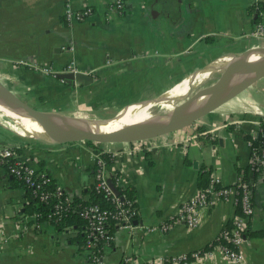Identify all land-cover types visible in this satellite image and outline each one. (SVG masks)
<instances>
[{
    "label": "crops",
    "instance_id": "obj_1",
    "mask_svg": "<svg viewBox=\"0 0 264 264\" xmlns=\"http://www.w3.org/2000/svg\"><path fill=\"white\" fill-rule=\"evenodd\" d=\"M255 1L125 0L120 12L110 7L113 0H0V81L49 111L118 110L159 96L216 58L264 41L254 34L258 25L247 13ZM67 5L78 12L89 6L92 13L65 22ZM71 60L90 81L68 84L30 68L31 63L48 64L60 71ZM261 79L198 118L193 127L140 141L139 146L136 141L101 144L114 156L106 173L118 172L123 185L134 188L138 208L132 230L113 231L110 245L102 250L104 264H121L127 257V264H146L157 256L200 249L204 253L186 264H264V179L259 176L254 179V211L239 247L243 259L230 262L215 246L218 232L231 227L239 212L234 186L248 170L247 141L264 122ZM150 88L154 93L144 95ZM22 136L0 116V146L19 148L18 160L45 170L64 193L87 197L83 192L95 176L94 153L85 141L47 146ZM202 169L230 192L199 207V225L188 228L172 219L180 204L200 189ZM5 172L0 165V264H87L82 249L69 240L74 230L57 231L47 221L36 222L33 214H21L24 191L10 188ZM163 221L171 222L167 229L160 227Z\"/></svg>",
    "mask_w": 264,
    "mask_h": 264
},
{
    "label": "built area",
    "instance_id": "obj_2",
    "mask_svg": "<svg viewBox=\"0 0 264 264\" xmlns=\"http://www.w3.org/2000/svg\"><path fill=\"white\" fill-rule=\"evenodd\" d=\"M125 5V0H113L110 5L111 8L117 10L123 9ZM92 10L89 6H84L82 10L74 11L69 5L65 7L64 10V20L65 22H71L72 20H82L91 15ZM264 25L258 24L254 34L256 36L263 37ZM21 64H26V62H20ZM28 65V64H27ZM30 68L34 71L43 73L45 75H50L56 77L58 72H77L80 71L74 60L69 61L60 71H55L48 64H37L31 63ZM257 140L255 141V139ZM137 142V143H136ZM134 142L139 146L140 141ZM143 142V141H141ZM247 145L249 147V163L248 172L250 176L246 179L239 178L235 184V205L239 208V212L232 219L231 227L222 228L216 238L215 246L218 247L222 255L230 262L236 263L243 259V255L239 250L240 245L245 239V230L247 228V220L250 218L254 211V205L252 200L253 188L255 185V180L252 179V174L259 176L264 179V126L260 128L256 135H252L248 141ZM15 152L12 147L0 146V162L3 159L7 160L9 157H15ZM94 165L95 169V181L94 186L96 190H101L105 195L109 196L114 204V210L103 208L99 204L93 203L84 206L79 210V215L85 221V234H84V244L82 245V252L84 253L87 264H104L102 262V250L104 247L110 245L113 238V233H109L107 227L109 226L110 220H114L116 224L115 229H126L132 230L133 228V215L135 211L130 208L126 203L121 202V198L114 194L110 189L106 181V172L102 160L94 155ZM9 172L15 174L18 177H22L24 182L33 188H39L41 182L47 180V175L45 171H36V169L15 160L14 164L8 166ZM37 178V181L33 179ZM118 184L123 185L121 177H117ZM220 180L217 176H210L207 186L204 189H199L195 196L183 201L179 206L178 215L172 219L175 222H181L185 224L188 228H194L199 225L200 219L197 213L199 207L210 206L215 200L224 199L229 195L230 188L220 185ZM58 194H63V190L60 186L56 187ZM47 194L41 193V198H47ZM63 202L54 203V211L48 216L54 218L53 214L66 208L65 203L71 200V196L65 194ZM262 210L264 217V192L262 198ZM33 218L36 219L37 214L34 213ZM171 222L163 221L160 225L162 229H167ZM6 242V238H2ZM204 251L202 249L196 250L189 255L178 254L171 257L157 256L152 260H149L146 264H164L165 262H174L179 264H186L190 258L196 259ZM129 257L124 258L121 264H127Z\"/></svg>",
    "mask_w": 264,
    "mask_h": 264
},
{
    "label": "water",
    "instance_id": "obj_3",
    "mask_svg": "<svg viewBox=\"0 0 264 264\" xmlns=\"http://www.w3.org/2000/svg\"><path fill=\"white\" fill-rule=\"evenodd\" d=\"M257 54L259 58L264 54V44H255L234 56H228L227 64L216 78L199 87L196 92L186 99L188 102L198 95L203 100L191 108L179 110V108L170 113L169 116L158 120L157 122L146 123L142 126H131L120 129H106L102 125V121L111 119L116 116L117 112L111 117L90 118L95 121V125L76 124L70 129H58L54 126L53 120L49 114L57 113L63 117L70 115L60 111H42L38 110L27 102L21 100L12 91H10L0 81V105L12 111L22 121L34 125L38 128L35 135H28L33 140L47 145L54 146L60 144L73 143L78 141H92L98 144L107 143H131L134 141H144L155 138L182 128H185L195 122L201 116L216 109L227 100L236 96L252 83L264 77V61L253 65L252 69L241 72L230 83L226 84L230 79V66L246 61L250 54ZM216 75V74H214ZM56 77L68 84L90 81L89 74L83 71L77 72H58ZM212 77V76H211ZM154 105V104H153ZM155 106V105H154ZM150 112H156L154 107ZM87 118V117H86ZM106 181L110 189L117 194L109 173H106ZM137 223L136 220L133 222Z\"/></svg>",
    "mask_w": 264,
    "mask_h": 264
},
{
    "label": "trees",
    "instance_id": "obj_4",
    "mask_svg": "<svg viewBox=\"0 0 264 264\" xmlns=\"http://www.w3.org/2000/svg\"><path fill=\"white\" fill-rule=\"evenodd\" d=\"M124 9V7H123ZM123 9L119 10L120 12ZM264 12V1L257 0L252 3L250 6L247 7V13L251 16V22L254 25H258L261 21V13ZM211 40L210 37L206 38V42ZM262 127L264 126V122L261 123ZM257 138L255 139V141ZM86 144L92 149L94 155H97L102 162L104 163L105 168L110 166L114 162L113 153L110 151L103 150L101 144L92 142V141H85ZM18 149L16 146H12V150L15 152V157H9L7 160L3 159V162H0V165L5 168L7 181L10 188H19L22 189L23 192V204L22 208L20 209L21 214L23 215H31L36 213L37 217L35 219L36 222H49L50 224L54 225V228L57 231H62L66 229L74 230L75 236L69 238L71 243H74L78 246V250L82 249V245L84 244V234H85V221L79 215V210L84 206L96 203L99 204L103 208H108L114 210V204L111 198L105 195L101 190H96L94 183L88 186L83 192V194H87V197L84 198L82 195H73L71 196V200L65 203L64 209L57 212V214H53L54 218L49 217V214H52L54 211V203L56 202H63L64 195L58 194L57 192V185L55 184L54 180L50 175L43 169H37L36 171H45L47 175V180L41 182L39 188H33L29 186L27 183L24 182L22 177H18L15 174H11L9 172L8 166L10 164H14V161H18L17 153ZM96 166L93 167V174H95ZM247 171H244L243 178H248ZM119 173L114 171L111 172L109 177L110 180L117 191V194L121 198L122 203H126L130 206L131 209L135 211L133 215V220H136L138 217V208L136 202V193L134 188L131 185L122 186L118 184L117 177ZM210 172L209 170L202 169L198 176V183L200 189H204L209 181ZM252 179L254 180L256 175L252 174ZM35 181H37L36 177H33ZM41 193L47 194V198H41ZM31 223V222H29ZM116 228V224L114 220H110L109 226L107 230L109 233H113ZM213 243H211L212 245ZM211 245L207 246L211 247ZM203 250V249H202Z\"/></svg>",
    "mask_w": 264,
    "mask_h": 264
},
{
    "label": "bare ground",
    "instance_id": "obj_5",
    "mask_svg": "<svg viewBox=\"0 0 264 264\" xmlns=\"http://www.w3.org/2000/svg\"><path fill=\"white\" fill-rule=\"evenodd\" d=\"M228 56H221L215 60L209 62L202 68L189 73L185 78L173 85L167 91L161 93L159 96L153 99H147L143 101H136L123 106L117 111L115 117L102 121V126L106 129H120L131 126H142L146 123L157 122L158 120L169 116L170 113L179 110H185L191 108L203 100L204 97L198 95L194 99L185 102L192 93L199 87L205 84L214 74L220 73L224 66L227 64ZM248 63L241 62L239 64H232L230 66V83L241 72L252 69L253 65L264 61V54L261 58L258 55L250 54L247 58ZM194 92V93H195ZM193 93V94H194ZM155 106H154V105ZM158 109L156 112H150L152 108ZM0 114H3L13 120L15 126L26 135H35L38 128L34 125L28 124L22 121L17 115H15L9 109L0 105ZM70 117H63L60 114L52 113L49 117L53 120V124L58 129H70L76 124L95 125V121L92 119L87 120L82 114H69ZM20 132V131H19Z\"/></svg>",
    "mask_w": 264,
    "mask_h": 264
},
{
    "label": "rangeland",
    "instance_id": "obj_6",
    "mask_svg": "<svg viewBox=\"0 0 264 264\" xmlns=\"http://www.w3.org/2000/svg\"><path fill=\"white\" fill-rule=\"evenodd\" d=\"M259 24H260V23H259ZM263 40H264V39H263ZM258 43H260V44H264V41H258ZM228 56H229V55H228ZM230 56H234V55H230ZM217 75H218V74L213 75L212 77H210V79H208V80L205 82V84H207V83L213 81V80L216 78ZM1 82H2V81H1ZM262 82H264V77L261 79V81H259L258 84H262ZM2 83L4 84L5 87H7L6 84H5L4 82H2ZM205 84H204V85H205ZM10 91H11V90H10ZM166 91H167V90H166ZM164 92H165V91H164ZM153 93H154L153 88L147 89V90H145V91L143 92L144 95H151V94H153ZM15 95H16V94H15ZM16 96L19 97L21 100L27 102L29 105H31L32 107H34V108H36V109H38V110L49 111V110H47L46 105H45V104H42L41 102H38V101L30 102V101L26 100V99L24 98V96L21 95V94H17ZM121 108H122V107H121ZM121 108H120V109H121ZM108 110H109V109H108ZM118 110H119V109H118ZM118 110H112L111 112L105 113V112H104V109H101V108H100V109H95L94 111H90V110L82 111L81 113H80V111H73V112H70L69 114L80 113V114L84 115V118L87 117L86 119L89 120L90 118H104V117H111V116L114 115ZM157 110H158V109H156L155 111H157ZM106 115H111V116H106ZM0 116H2V118H4V119H9L10 124H11V128H12L14 131H15V130H17L18 132L20 131L19 134L23 135L22 138H25V139H32V138L29 137L28 135L24 134V133L20 130L19 127L15 126L14 123H13V120H12L11 118H9V117H7V116H5V115H3V114H0ZM92 122H94V120H92ZM194 125H195V123H193L192 127H193ZM190 126H191V125H190Z\"/></svg>",
    "mask_w": 264,
    "mask_h": 264
}]
</instances>
